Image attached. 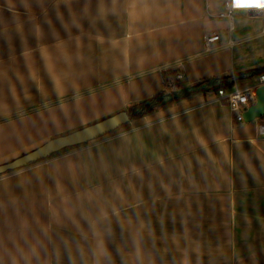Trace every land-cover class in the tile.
<instances>
[{"label": "crops", "instance_id": "0c3cea01", "mask_svg": "<svg viewBox=\"0 0 264 264\" xmlns=\"http://www.w3.org/2000/svg\"><path fill=\"white\" fill-rule=\"evenodd\" d=\"M220 7L0 0V164L153 96L168 69L182 88L257 84L264 63L235 50L264 27L233 36ZM215 92L1 173L0 264H264V116L237 121Z\"/></svg>", "mask_w": 264, "mask_h": 264}, {"label": "water", "instance_id": "95a60500", "mask_svg": "<svg viewBox=\"0 0 264 264\" xmlns=\"http://www.w3.org/2000/svg\"><path fill=\"white\" fill-rule=\"evenodd\" d=\"M253 11V8H247ZM256 99L242 112L244 121H252L264 115V84L256 87ZM125 110H120L102 119L86 124L64 134L56 135L35 148L0 164V174L48 157L63 148L85 143L98 138L129 121Z\"/></svg>", "mask_w": 264, "mask_h": 264}, {"label": "trees", "instance_id": "16d2710c", "mask_svg": "<svg viewBox=\"0 0 264 264\" xmlns=\"http://www.w3.org/2000/svg\"><path fill=\"white\" fill-rule=\"evenodd\" d=\"M177 70H165L163 71L164 84L165 87L153 96L138 101L130 106H128L125 111L128 113L129 118H137L143 116L149 112L154 111L160 106L167 105L176 99L183 96L189 95L198 91H217L218 89H227L234 86V79L230 75L221 77H211L203 78L194 83L189 87L182 88L179 86L178 81H176L172 87L171 80ZM257 74L264 72V66L256 69Z\"/></svg>", "mask_w": 264, "mask_h": 264}, {"label": "built area", "instance_id": "2783aa9c", "mask_svg": "<svg viewBox=\"0 0 264 264\" xmlns=\"http://www.w3.org/2000/svg\"><path fill=\"white\" fill-rule=\"evenodd\" d=\"M224 11L220 13L222 16H227L230 21H232L231 11L233 9L239 8H253V12L257 15H261L264 17V0L257 5V7H241L236 2L241 0H222ZM218 39V35L215 33H211L207 35L206 42H212ZM182 77V73L177 70L173 78L180 79ZM172 78V79H173ZM260 84H264V72L259 74L258 83L255 85L247 86L245 88H240L236 85L232 86L228 89H218L215 92V95L218 99L224 100L230 109L235 113L234 118L237 121H243L242 112L251 105L256 99V87ZM260 130L264 131V125H260Z\"/></svg>", "mask_w": 264, "mask_h": 264}, {"label": "rangeland", "instance_id": "374dc122", "mask_svg": "<svg viewBox=\"0 0 264 264\" xmlns=\"http://www.w3.org/2000/svg\"><path fill=\"white\" fill-rule=\"evenodd\" d=\"M220 9L222 10V7H220ZM222 11H224V9ZM231 15L234 19L233 21L236 26V30L233 33V36H235L240 31V29L243 31L244 28H246V31L248 33H252V32L254 33V32H259L262 29V27H264V17H262L261 15H258V16L249 15V10L247 8L233 9L231 11ZM244 34L245 33L241 35H244ZM243 46L247 48L246 49L240 48L241 46L240 47L238 46L235 50L236 61H237V58L242 53H244L246 56H253L254 60H256L257 63H260V64L264 63V35L250 39L248 42L243 44ZM176 81H178V79L176 80L175 78H173L171 80L170 87H172ZM237 84L241 88L243 87V84H245V82L240 81Z\"/></svg>", "mask_w": 264, "mask_h": 264}, {"label": "bare ground", "instance_id": "6f19581e", "mask_svg": "<svg viewBox=\"0 0 264 264\" xmlns=\"http://www.w3.org/2000/svg\"><path fill=\"white\" fill-rule=\"evenodd\" d=\"M261 2V0H241L236 3L241 7H257Z\"/></svg>", "mask_w": 264, "mask_h": 264}]
</instances>
